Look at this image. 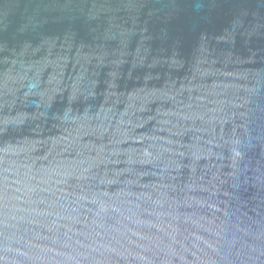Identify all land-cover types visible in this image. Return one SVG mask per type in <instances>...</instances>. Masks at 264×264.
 <instances>
[{
  "label": "water",
  "instance_id": "1",
  "mask_svg": "<svg viewBox=\"0 0 264 264\" xmlns=\"http://www.w3.org/2000/svg\"><path fill=\"white\" fill-rule=\"evenodd\" d=\"M0 264H264V0H0Z\"/></svg>",
  "mask_w": 264,
  "mask_h": 264
}]
</instances>
